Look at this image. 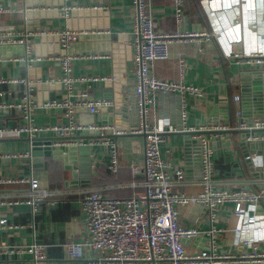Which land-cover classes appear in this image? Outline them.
I'll return each mask as SVG.
<instances>
[{
  "label": "crops",
  "instance_id": "0c3cea01",
  "mask_svg": "<svg viewBox=\"0 0 264 264\" xmlns=\"http://www.w3.org/2000/svg\"><path fill=\"white\" fill-rule=\"evenodd\" d=\"M2 2L9 6L10 12L0 15V24L23 27L25 23L21 11L24 8L38 7L41 10L26 12L25 26L28 32L61 31L68 27L72 31L85 33L67 49L58 44L51 47L49 43L53 39L50 36L30 37L31 56L39 57L34 62L18 60L23 56V48L20 46L0 47L2 60L0 78H21L29 83L15 86L9 83L0 85V91L4 93L0 97V103H22L28 91L36 104L30 112L32 124L66 123L67 118L62 107H44L43 103L61 99L65 95V88L61 82L60 64L52 57L67 54L75 57L70 73L73 78L74 92L85 90L96 98L113 100L112 107L100 108L94 115L78 107L74 115L75 121L80 124L108 122L116 126L114 114L119 113L120 125L129 127L124 131L129 134L131 129L136 128L132 63L134 9L130 0H0V4ZM148 3L155 29L159 32L175 31L171 0H148ZM93 6L99 9H92ZM184 13L186 29L199 31L206 28V18L198 0H184ZM203 39L199 46L194 41L172 45L170 57L154 63L152 69L154 76L169 81L178 80V60L175 53L179 52L185 63L182 81L200 88L204 93L201 98L187 97L188 117L185 122L186 127L203 130L198 133L188 131L164 134V142L160 144L161 152L171 150L170 160L185 172V180L188 184L184 190L187 193H197L200 189L197 185L199 162L194 137L198 134L206 135L212 141L215 180L222 184L230 183L234 188L247 187L259 190L258 183L252 184L256 178L253 179L250 168L243 160L244 149L239 144L242 132L236 129L237 104L233 100V97L240 93L242 84L253 81V73L257 67L242 60L224 58L214 41ZM122 52L123 55H121ZM119 61H122L125 66L122 75L126 81L125 84H121L114 77L117 62L120 65ZM89 77H113L114 80L91 82L88 80ZM83 78L85 80H82ZM115 93L122 95L123 105L119 111L114 109ZM178 100V97L173 94H156L151 110V121L163 123L169 120L178 126ZM24 116L25 113L17 109L6 111L0 109V128H15L26 122ZM221 125L230 129L228 131L213 129ZM42 136L52 137L53 135ZM75 136L78 135L72 137ZM26 137L22 136L20 139ZM86 141L75 139L64 141L66 146H74L78 149L76 154L78 162L73 165L74 171L78 173L77 180L72 178L71 170L64 167L63 161L51 157L44 158L46 166L38 168H33L26 157L0 159V176L12 178H30L31 176L38 181L39 190L52 194L33 209L26 202L30 190L28 183L0 185V202L11 199L21 201L11 205H0V219L5 218L10 226L4 230L0 229V246L37 243L45 248L46 255L45 260L39 263H34L28 255L10 259L0 257V264L5 262L10 264H91L96 260L97 254L87 246L82 247L81 259H71L65 248L68 243H79L86 237V217L81 209L80 199L85 192L92 190L117 198L129 197L141 190L143 176L140 173L131 174L130 168L143 160L144 137L135 135L112 139L116 145L120 163L116 174H111L106 168L109 150L106 147L87 146ZM59 149H64V146ZM28 151L29 145L25 141L0 142V154L14 152L24 154ZM235 162L242 163L245 176L229 174ZM91 164L95 168H92ZM81 183L85 185L82 186ZM232 208L231 203H225L216 208L215 218L212 221L216 232L212 238L206 234L210 229L207 212L198 214L195 207L179 208V222L186 227L197 226L201 232L199 237L191 239L188 245H185L187 252L196 254L207 243H212V247L217 252L232 253L237 256L251 251L243 243L238 242L234 232L236 219ZM259 212L260 214L264 212V206L259 209ZM258 247L264 251V243L258 244Z\"/></svg>",
  "mask_w": 264,
  "mask_h": 264
},
{
  "label": "built area",
  "instance_id": "2783aa9c",
  "mask_svg": "<svg viewBox=\"0 0 264 264\" xmlns=\"http://www.w3.org/2000/svg\"><path fill=\"white\" fill-rule=\"evenodd\" d=\"M130 1L134 9L132 63L137 126L129 134L144 136L143 160L141 163L132 165L130 171L131 174H142V188L125 198L106 196L97 190L85 192L80 199V204L86 217L87 233L82 242H70L66 245L69 257L81 259L82 247L87 246L97 254L96 260L91 264H239L246 262L264 264V251L258 247V244L264 243V212L262 214L259 212V209L264 206V113L261 116H246L242 110L241 97L239 95L233 97L237 104L236 129L245 133L239 143L244 149L243 160L250 168L253 179L258 180L252 184L258 183L260 189L234 188L230 183H218L215 180L212 161V141L210 137L198 134L194 140L199 162L197 185L200 189L197 193H187L184 190L188 184L184 170L170 160L171 150L161 152L160 144L164 142V134L167 133L188 131L198 133L203 130L186 127L185 122L188 117L187 97L201 98L204 93L200 88L182 81L185 63L179 52L175 53L178 60V80H164L152 74L155 62L170 57L172 45L194 41L199 46L204 38L214 41L224 58L242 60L257 66L261 70V82L264 88V0H198L207 22L206 28L199 31L185 28L184 0H171L176 25L175 31L172 32H159L155 29L148 0ZM91 8L99 9L95 6ZM39 10L41 9L38 7L24 8L21 11L24 23L27 22L26 12ZM9 12V6L2 2L0 15ZM25 24L20 28L10 24H0V47H22L23 56L18 60L23 62H34L39 59V57L31 56L30 37L50 36L53 39L49 43L51 47L58 44L67 49L85 33L72 31L68 27L61 31L41 30L30 33L26 30ZM52 58L60 64L61 82L65 88V95L61 99L46 101L43 106L62 107L67 122L55 125L32 124L30 112L36 104L31 99V93L26 91L22 103H0V109L4 111L17 109L25 113L26 119L25 123L15 128H0V139L22 136L32 138L42 135L72 137L89 132L115 136L126 134V131L117 129L110 123L80 124L75 121L74 115L78 107L94 115L100 108L112 107L113 100L96 98L85 90L74 92L73 78L70 73L75 57L66 54ZM88 80L111 82L114 78L89 77ZM7 83L14 86L29 84L27 80L21 78H0V85ZM158 93L173 94L178 97V126L169 120L163 123L151 121V110L155 95ZM3 94L0 91V97ZM213 129L228 131L230 128L221 125ZM85 144L106 147L109 150L107 170L112 174L119 171L118 152L112 138L89 139ZM61 146H66L64 141L51 143L54 149H59ZM18 157H26L30 160L31 156L29 151L24 154L17 152L0 154V159ZM91 167L95 168L92 164ZM18 183L29 184V198L26 202L33 209L52 195L48 191L39 190L38 181L31 176L30 178L0 176V185ZM17 202L21 201L5 200L0 202V205H11ZM225 203L233 205V216L236 219L234 232L238 242L243 243L251 251L237 256L232 253L217 252L212 247V243H207L196 254L187 252L184 241L199 237L201 232L197 226L186 227L179 222V208L195 207L198 214L207 212L210 229L206 234L212 238L216 232L212 225L215 210ZM9 227L7 220L1 218L0 229ZM22 255H28L34 263L42 262L46 258L45 248L41 244L0 246V257L10 259Z\"/></svg>",
  "mask_w": 264,
  "mask_h": 264
},
{
  "label": "water",
  "instance_id": "95a60500",
  "mask_svg": "<svg viewBox=\"0 0 264 264\" xmlns=\"http://www.w3.org/2000/svg\"><path fill=\"white\" fill-rule=\"evenodd\" d=\"M123 55V52L121 53ZM115 57V56H114ZM116 58V57H115ZM114 58V62L115 59ZM120 65L115 67L114 77L120 81L121 84H125V79L122 78V75L125 71V66L122 61H119ZM257 67V66H256ZM117 68H119L117 70ZM117 71V72H116ZM120 74V75H119ZM253 81L250 83L242 84L240 88V93L238 94L241 97V105L242 110L246 116H261L264 113V88H262L261 82V71L257 67L256 71L253 73ZM166 95V94H164ZM123 103H122V95L119 93L114 94V109L121 110ZM115 120V127L121 130H127L129 127H122L120 125L121 115L119 113L114 114ZM104 123V122H103ZM108 123V122H107ZM126 128V129H124ZM133 130V129H131ZM245 133L242 132L241 138L244 136ZM123 136H135V134H124ZM143 136V135H142ZM119 136L115 135H97L94 132L83 133L82 135H78L75 137H26V138H8V139H0V142H16V141H25L29 145V152H30V162L33 168L38 167H45L46 162L44 158L51 157L53 159L61 160L64 163V167L72 172V178L77 180L78 173L74 171L73 165L78 162L76 159V154L78 149L74 146H65L64 149H54L51 147V143L54 141H66L69 139L75 140H89V139H99V138H112L116 139ZM144 137V136H143ZM231 176H245V172L242 169V163L235 162L232 164V169L229 173ZM85 183H81L83 186ZM88 185V183H87ZM189 241H184L185 245H188Z\"/></svg>",
  "mask_w": 264,
  "mask_h": 264
},
{
  "label": "trees",
  "instance_id": "16d2710c",
  "mask_svg": "<svg viewBox=\"0 0 264 264\" xmlns=\"http://www.w3.org/2000/svg\"><path fill=\"white\" fill-rule=\"evenodd\" d=\"M198 5V4H197ZM112 174V173H111Z\"/></svg>",
  "mask_w": 264,
  "mask_h": 264
}]
</instances>
